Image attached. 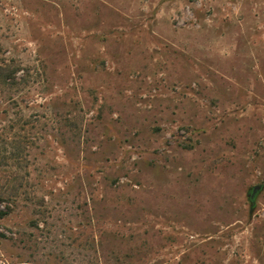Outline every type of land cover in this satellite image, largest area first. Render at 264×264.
Returning a JSON list of instances; mask_svg holds the SVG:
<instances>
[{
    "label": "rangeland",
    "instance_id": "1",
    "mask_svg": "<svg viewBox=\"0 0 264 264\" xmlns=\"http://www.w3.org/2000/svg\"><path fill=\"white\" fill-rule=\"evenodd\" d=\"M1 211L0 264H264V0H0Z\"/></svg>",
    "mask_w": 264,
    "mask_h": 264
},
{
    "label": "water",
    "instance_id": "2",
    "mask_svg": "<svg viewBox=\"0 0 264 264\" xmlns=\"http://www.w3.org/2000/svg\"><path fill=\"white\" fill-rule=\"evenodd\" d=\"M261 190V186H254L251 189V193H250V199H254L255 195Z\"/></svg>",
    "mask_w": 264,
    "mask_h": 264
},
{
    "label": "trees",
    "instance_id": "3",
    "mask_svg": "<svg viewBox=\"0 0 264 264\" xmlns=\"http://www.w3.org/2000/svg\"><path fill=\"white\" fill-rule=\"evenodd\" d=\"M8 213L7 212H0V217H4V216H6Z\"/></svg>",
    "mask_w": 264,
    "mask_h": 264
}]
</instances>
